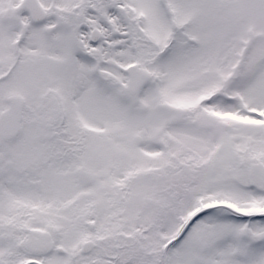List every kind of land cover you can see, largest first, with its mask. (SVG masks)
<instances>
[{"label":"snow or ice","instance_id":"6c2138e0","mask_svg":"<svg viewBox=\"0 0 264 264\" xmlns=\"http://www.w3.org/2000/svg\"><path fill=\"white\" fill-rule=\"evenodd\" d=\"M0 264H264V0H0Z\"/></svg>","mask_w":264,"mask_h":264}]
</instances>
